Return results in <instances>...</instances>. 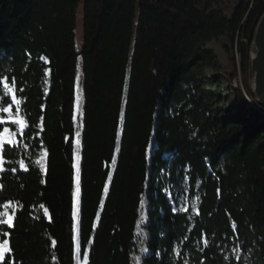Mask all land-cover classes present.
Masks as SVG:
<instances>
[{
  "label": "trees",
  "instance_id": "16d2710c",
  "mask_svg": "<svg viewBox=\"0 0 264 264\" xmlns=\"http://www.w3.org/2000/svg\"><path fill=\"white\" fill-rule=\"evenodd\" d=\"M263 13L264 0L230 16L213 0H0V77L28 124L0 125L18 145L0 151V204L23 206L5 229L16 264H264V108L247 85ZM221 39L226 70L209 49Z\"/></svg>",
  "mask_w": 264,
  "mask_h": 264
},
{
  "label": "snow or ice",
  "instance_id": "6c2138e0",
  "mask_svg": "<svg viewBox=\"0 0 264 264\" xmlns=\"http://www.w3.org/2000/svg\"><path fill=\"white\" fill-rule=\"evenodd\" d=\"M17 87H16V81L15 79H11L8 75H4L0 77V100L7 103V106H3V103H0V114H6L7 119H4L3 115H0V125L2 124H10L12 126H18L19 133L21 135L24 134L25 129L28 127V124L24 118V116L21 114V100L17 97ZM19 92L22 93L23 89H19ZM15 106V111H14ZM123 119V115H122ZM16 135L15 132L10 131L9 127H5L3 129V132L0 133V151L5 150V145H10L12 148L18 147L14 136ZM76 136H80V132L78 131L76 133ZM77 145H79L80 141L77 139L76 141ZM24 147H27V145H24ZM117 151H119V143L117 144ZM4 156H0V166L4 164ZM113 164H115V161H113ZM19 168L23 171H27V167L25 164L24 159H20L19 161ZM3 171V168L0 167V172ZM13 173L17 171L16 168L11 169ZM111 179V176L109 175V180ZM2 187V186H0ZM197 187H200V185H197ZM76 191L77 194L80 192V170L79 165H76ZM109 191L108 187H104V192L107 194ZM219 193V190H217ZM197 200L200 199V197H196ZM183 207L180 209L181 211L187 212L189 210L188 208V197L185 196L182 201ZM140 206L144 207V201H140ZM22 205L15 204L13 201H7L2 204H0V264H16V261L14 259V248L11 243V233L8 230H11L14 228V221L16 220V213L18 209H22ZM40 208H44L45 214H47V208L43 204L40 205ZM173 214L176 213L177 209H173ZM197 214L198 211H197ZM73 215H76V212L73 213ZM236 224L233 222L232 228L233 230L236 229ZM8 229V230H5ZM187 240V237L184 238ZM53 244L56 243V241H52ZM205 245H207V240H205ZM146 251V250H145ZM240 257L237 256L236 260L239 264ZM83 264H89V255L88 253H84L83 255Z\"/></svg>",
  "mask_w": 264,
  "mask_h": 264
},
{
  "label": "rangeland",
  "instance_id": "374dc122",
  "mask_svg": "<svg viewBox=\"0 0 264 264\" xmlns=\"http://www.w3.org/2000/svg\"><path fill=\"white\" fill-rule=\"evenodd\" d=\"M240 1L241 0H213V7L214 8H225V9H227V16H230L233 12V9L238 5V3ZM75 41H76V48L78 51H80L82 48V43H83V27H82L81 10H79V13H78L76 40ZM229 46H230V44L226 39L217 40V41H215L209 45V49L215 53L220 65L225 70L228 69L227 67L229 65V56L226 53V47H229ZM222 83H223L224 89L229 88L228 85L226 84V80L224 78H222ZM247 85L249 88V77L247 79ZM235 86L239 87L244 93H246L245 84L243 82L242 75H239L237 77ZM81 96H82V73H81V69H79L78 74H77V82H76V97H77V99H76L75 111H74V122H75L76 133L78 131L81 132V128H82V116H83V114H82ZM246 100L248 102L249 107L256 109L253 101L248 96H246ZM14 111H15V106H14ZM77 139H79V141H80V136L75 137V155L74 156H75L76 165L79 164V161H80V156H79L80 143H79V145H77V143H76ZM45 160H46V156L43 155L39 160L40 166L44 165ZM80 197H81V192H79V194H77V191H75V194H74V212H76V215H75L76 226L78 223L77 214L79 212V207H80ZM140 252L142 255L146 253L144 246L142 248H140ZM138 263L140 264V258H138ZM77 264H82V263L80 261H78Z\"/></svg>",
  "mask_w": 264,
  "mask_h": 264
},
{
  "label": "water",
  "instance_id": "95a60500",
  "mask_svg": "<svg viewBox=\"0 0 264 264\" xmlns=\"http://www.w3.org/2000/svg\"><path fill=\"white\" fill-rule=\"evenodd\" d=\"M249 90L254 102L264 108V13L254 31L249 55Z\"/></svg>",
  "mask_w": 264,
  "mask_h": 264
}]
</instances>
